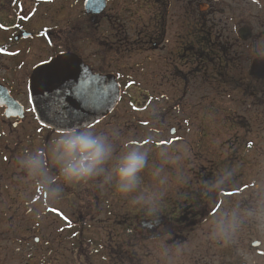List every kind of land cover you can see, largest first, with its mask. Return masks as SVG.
Masks as SVG:
<instances>
[{"label": "flooded vegetation", "instance_id": "obj_1", "mask_svg": "<svg viewBox=\"0 0 264 264\" xmlns=\"http://www.w3.org/2000/svg\"><path fill=\"white\" fill-rule=\"evenodd\" d=\"M261 20L264 28V0H0V214L49 215L52 234L40 231L43 238L27 242L43 246L45 260H62L51 252L70 243L74 261L226 264L222 252L210 255L222 243L207 246L201 230L222 208L221 197L239 192L227 159H212L206 169L201 157L182 158L171 180L150 175L159 177L152 179L154 189L141 185L129 199L102 178L78 185L58 182L52 187L61 190L52 196L20 160L73 129L43 122L34 104L38 100L51 117H73L78 111L103 117L93 125L74 126L98 130L125 100L144 95L162 106L157 114L166 116L168 108L170 118H185V125L170 128V146L193 130L197 141L184 144L201 150L206 146L201 141L207 129L205 103L214 99L224 106L212 111L225 114L231 127L247 126L248 132L250 126L232 118L240 101L246 107L240 116L264 112V29L254 28ZM111 80L119 86L120 99L105 116L101 111L109 107ZM148 83L151 88L142 91ZM192 116H198L199 125L193 126ZM262 118L258 122L264 125ZM170 166L164 170L173 172ZM154 192L151 213L144 202L131 203ZM99 214L106 218L98 219ZM96 218L106 237L95 245L89 238L85 250L82 232L93 228ZM64 230L68 236L62 240ZM6 231L13 236L12 228ZM254 243L260 242L251 240L258 251L261 243L257 248ZM231 251L228 264H246Z\"/></svg>", "mask_w": 264, "mask_h": 264}, {"label": "rangeland", "instance_id": "obj_2", "mask_svg": "<svg viewBox=\"0 0 264 264\" xmlns=\"http://www.w3.org/2000/svg\"><path fill=\"white\" fill-rule=\"evenodd\" d=\"M255 14H259V11ZM262 24L263 20L255 22L254 28L264 29ZM146 85L147 87L140 86L142 91L147 92L151 88L149 86L151 84ZM134 97V101L125 100L119 108L120 112L98 130H115L117 132L116 136L111 137L117 153L120 151L122 143L127 140H133L138 145L147 148L149 163L145 173L142 174L144 177L143 188L154 189L152 179H158L159 177L153 178L150 175L161 174L163 180H171V175L179 173L177 168H179L178 164H180L182 158L201 157L205 161L204 164H201L206 165V169L210 168L212 159H227L234 166L233 177L238 178L236 188L232 187L238 189L239 192L235 195H223L221 197L222 208L212 215V221L207 222L202 227L203 234L201 233V236L204 237L203 241L207 246L209 242L212 245L222 243L220 248L215 247V252L210 255L222 252L223 262L226 264L229 263L228 251L231 249L239 262L264 264V125L258 122V119L263 120L262 115L264 116V112L255 111L254 115L247 113L240 116L244 114L242 111L246 107L240 105L241 101L239 106H234V110H239V112L232 119L240 125L247 124L250 126L247 132V126L231 127L225 114L212 111H220L224 104L214 99L207 101L205 104L208 112L204 120L207 129L205 135L201 138V141L206 142V146L201 150H190L184 143L197 141L193 130L189 133L182 132L180 134L181 139H176L177 142L174 141L176 143L171 146L168 144L170 128L185 125L183 122L185 118H170V113L167 112L168 108H164L163 114H167L166 116L157 114L158 109L162 107H159V103L149 101L144 95L140 96L141 98L136 97V95ZM190 104L193 103H189L185 108L186 110L189 109ZM190 118L194 124L193 126L199 125L198 116ZM187 130L185 129L184 132ZM240 142L244 145H240ZM166 164L174 166L173 168L170 166L174 171L164 170ZM69 215L71 216V214L64 216L70 217ZM0 216L4 217V221H7L5 223L0 220L3 222L0 224V234H4L3 237L0 236V264H106V262L99 261L96 257H92L93 260L91 261L72 260L73 245H69L70 243L62 245L59 249L54 247L51 252L52 258L55 259V254H57V257L61 256L62 260H45V256L42 255L43 252L39 249L43 246L33 247L27 242L29 240L33 242V238L36 236L43 238L44 233L40 234V231H46L47 234L51 230L54 231L55 227H53L49 215L46 216L47 219L38 213H11L0 214ZM233 216L238 220V227L229 239H225L219 234L220 222H224L227 226L231 223ZM97 218L103 221L106 215L99 214ZM97 218L93 221V224H95L93 228L85 229L82 232L84 234L81 236L82 241L85 243L83 245L86 247L85 250L89 246L88 243L91 242L88 241L89 238L94 240L95 245V243H99L101 238L106 237L103 234L105 229L98 223ZM64 226L66 224L61 222V227ZM8 228L13 229V236L6 231ZM63 232L64 238L62 240H65L68 236L67 230ZM251 240L252 242L259 241L261 243L258 251L251 247ZM101 241L104 244V241ZM83 246L79 244L77 247L82 249ZM29 250L31 251L29 252ZM206 262L209 263L208 260Z\"/></svg>", "mask_w": 264, "mask_h": 264}, {"label": "clouds", "instance_id": "obj_3", "mask_svg": "<svg viewBox=\"0 0 264 264\" xmlns=\"http://www.w3.org/2000/svg\"><path fill=\"white\" fill-rule=\"evenodd\" d=\"M116 135L115 130L73 128L57 136L44 148L25 152L20 162L41 187L49 188L52 196L61 190L52 187L58 182L78 185L102 178L103 183L114 188L122 198L129 199L143 183L142 174L149 163L148 151L135 141L127 140L117 153L111 139ZM52 169H55L54 175ZM156 199L154 192L147 197L136 196L131 203L144 202L151 213L155 211ZM237 227L238 220L233 216L227 226L220 222L219 234L229 239Z\"/></svg>", "mask_w": 264, "mask_h": 264}, {"label": "water", "instance_id": "obj_4", "mask_svg": "<svg viewBox=\"0 0 264 264\" xmlns=\"http://www.w3.org/2000/svg\"><path fill=\"white\" fill-rule=\"evenodd\" d=\"M34 96L38 98V93H34ZM120 97V89L119 86L116 85L113 80L110 82V92H109V107L107 108V111L104 109L101 112L105 113V116L110 114L117 104L119 103V98ZM34 102V101H33ZM37 113L39 118L43 122H47V120H51V124H48V126L52 128H62L65 129L67 128H74V126H89L95 124L97 121L101 120L103 117H87L82 115V111L75 112L77 115L73 117H67L64 115L61 116H53L51 117L48 113L44 112L43 108L41 107V101L38 100L37 102H34ZM61 121L59 122V120ZM80 128V127H79ZM260 246V243H254L253 247L257 248Z\"/></svg>", "mask_w": 264, "mask_h": 264}]
</instances>
